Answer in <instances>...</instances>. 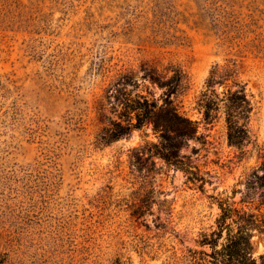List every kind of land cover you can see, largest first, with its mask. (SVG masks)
<instances>
[{
  "label": "rangeland",
  "instance_id": "rangeland-1",
  "mask_svg": "<svg viewBox=\"0 0 264 264\" xmlns=\"http://www.w3.org/2000/svg\"><path fill=\"white\" fill-rule=\"evenodd\" d=\"M226 59L264 147V0H0V264H171L195 249L215 229L217 198L240 206L256 153L238 158L222 122L202 124L208 143L182 153L205 184L156 160L150 194L130 158L155 138L145 128L99 144L102 96L117 74L171 62L189 78L174 103L199 119L204 80ZM252 245L264 253V234Z\"/></svg>",
  "mask_w": 264,
  "mask_h": 264
},
{
  "label": "trees",
  "instance_id": "trees-1",
  "mask_svg": "<svg viewBox=\"0 0 264 264\" xmlns=\"http://www.w3.org/2000/svg\"><path fill=\"white\" fill-rule=\"evenodd\" d=\"M189 78L182 66L175 63L154 65L141 63L138 71L117 74L102 96L103 106L110 116L98 142L110 144L129 137L134 131L150 128L155 141L143 140L132 150V170L140 174L142 184L150 188L156 160L187 175L195 184H205L194 170L191 155L182 151L190 142L206 145L207 136L200 132L203 124L212 127L220 121L225 129L228 146L238 151V158L256 153L260 163L244 178L239 207L229 197L217 198L219 216L215 229L202 234L195 249H188L171 264H264V253L255 256L252 245L254 233L264 234V147L252 139L248 125L255 113L256 103L239 78L238 65L233 59L215 63L210 67L203 88L195 101L199 119L182 111L174 98L186 90ZM153 88L160 91L156 97ZM147 136V135H145ZM193 148L191 154L196 155ZM198 188L202 189L203 185ZM153 199V198H151ZM258 202L255 212L247 206ZM146 209L134 206L133 214L141 217Z\"/></svg>",
  "mask_w": 264,
  "mask_h": 264
}]
</instances>
